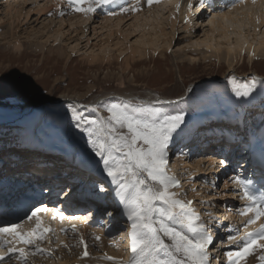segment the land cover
Returning a JSON list of instances; mask_svg holds the SVG:
<instances>
[{
	"label": "bare ground",
	"instance_id": "obj_1",
	"mask_svg": "<svg viewBox=\"0 0 264 264\" xmlns=\"http://www.w3.org/2000/svg\"><path fill=\"white\" fill-rule=\"evenodd\" d=\"M0 1H5L7 4L5 11L7 20L0 26V44L7 45L19 53L26 47L38 54H54V56L57 57L56 59L60 58L62 61L66 60L68 62L72 60L73 57L66 50V45L68 47L74 46L72 47L74 51L80 46L82 39H86L87 50L84 53L85 56H83V60H85L83 64L90 69H94V71L101 70L102 72H107L105 78L109 80L117 79L122 85L128 82V77H125L127 72L134 73L133 80H137L140 75L149 74L147 70L149 66L145 64L146 59H149L150 62H156L154 56L158 55L157 57H159L161 61L167 62V53L172 47L176 32L181 28L191 31V29L194 28H192L193 17L201 13L197 21L200 22L203 20L205 17L202 13L205 8H207V11H210L212 17L209 15L210 17L208 16V18L203 21V23L208 21V24L205 23V28L207 30L204 31L203 36L195 40V42H190L188 44L189 46L192 45L194 49L193 52L200 51L202 48L204 56L209 55L208 57L211 56L220 61L225 59L230 68L234 67L235 63L239 60H243L246 55L249 57L250 62L254 61L257 57L264 58V0H256L255 4L252 3V0H246L243 4L239 3L238 0H231L233 1L232 3L230 0H204L203 3H201V0H161L160 3L153 4L151 7L148 6L147 0H142L143 6L141 11L136 13L129 12L115 17L107 14L109 10L119 11V6L115 4L109 5L104 9L98 8L95 13L85 14L73 11L67 0ZM161 3L169 4L167 14H162L161 16L158 14L159 17H154V14L158 11L154 12V9H158ZM32 4L35 8L26 7V5ZM189 4L192 5L191 8L188 7ZM177 5H179L178 8ZM233 5H235V7H233ZM81 6L86 8L87 4ZM257 8L259 11L256 10ZM61 13H63V15H61ZM142 21L145 23H142ZM185 21L188 22L186 23ZM34 24L40 27L36 28V25V27H31ZM92 26L94 32L93 40L90 39V33L88 34ZM128 26L129 29L124 31V27L126 28ZM67 28L70 29L66 30ZM245 29L249 30L246 34L244 33ZM45 38H47V41L51 40L53 45H48V47L46 45L47 41H44ZM23 39L25 42L22 41ZM92 41H96V43L93 44ZM186 56H190V53L186 54ZM189 58L192 60L194 56L191 55ZM160 60L158 59L157 62ZM115 66L119 67V69H116L120 71H117L119 72L117 74L116 70H114ZM136 73L137 77H135ZM157 74L160 73L158 72ZM92 92L93 91L90 89L83 95L66 93L65 95L57 97L55 102L59 106L57 105L58 107L56 106L57 108L55 109L63 111L60 114L58 113L59 116L50 114V107L52 106L49 105L55 103L50 97L39 100L35 104L28 105L24 108V113L22 110L21 112L23 114H21L18 120H11L10 122L0 124V127H5L6 124H10L7 129H13L12 131H14V133L17 132V139H15V141L18 140L22 142L27 139V142L30 143L28 146L29 148L40 146L44 148L45 151H48V149L56 150V148L62 151L64 150L62 147L64 145L60 143L57 135L60 125L58 121L62 120L61 122L64 123V126L68 129L70 128L69 117L72 114H65L66 108L70 103L73 106L72 110L75 109L78 111L85 119L105 118V112L99 109L97 103H88L86 98ZM191 93L192 91L188 89L184 95L177 98H151L149 96L146 99H142L133 95L126 98L118 95L113 98H123L132 103H146V101L151 103L155 102V104L162 107V112L171 115L187 114V116L184 117V122L180 129L174 134L171 144H177L175 148H177L178 151L174 156L172 154L175 150L171 153L169 152L170 150L168 151V156L172 155L173 159L171 158L168 160L167 170L170 174H174L181 183L182 187L180 189L173 190L178 192L179 198L194 201V207L200 214L201 220L208 223L211 219L213 222L209 225L212 229L211 234L214 241L213 247L210 246V255L213 257L210 263L214 261L213 264H229L228 257L224 255V253L230 250H236L237 244L229 243L227 238L229 235H236L238 231L240 235H243V225L247 219V217L239 215V210L243 209L246 202L237 195V190H239V188L233 183L234 179H241L233 176L236 173L235 167H239L236 165H240L241 167H247L248 165L247 162H240L235 159L230 161L223 155V152L225 153L228 150V146L224 148V146L221 147L217 145V151L211 148L213 147L211 144L216 145V142L219 144L220 142L230 144L235 142V138L233 135L221 137L216 134V131L211 130L212 128L200 129L208 125L211 118L217 121V123L222 121H220L221 117H219L217 113L212 117L197 114L196 105L188 102V97ZM262 108L264 109V107ZM259 114L255 124L252 126L250 119H247L250 115L253 116L252 108H247L243 104H238L230 113L232 117H228L231 119V122H233L230 123L231 126L236 125L238 129L246 131L247 136H249V148H254L253 155L255 154L256 160H260L262 156L260 153L255 152H261L260 149L264 151V114ZM58 117H60V119ZM223 121L226 124L225 120ZM15 122H19L23 125L24 129H22L24 130V134H26L25 136L15 127L18 125ZM8 135L9 134H7V136ZM216 135L219 137L217 136L218 138H215ZM197 136L199 138H197ZM191 139H196V141H198V145L195 146L197 149L196 152L193 153L191 149L188 152H179L181 149L178 148L179 144L183 142L185 146L186 143H189V141L191 142ZM244 141V137L243 140H236L237 144H234L235 147L231 149L233 150L232 153L235 154L238 159L240 158L237 153L239 154V149L244 146ZM204 146L208 149L201 152L200 150L204 148ZM185 150H188L187 147ZM36 153H31L32 157L29 159L30 163L34 164V166L38 165L41 167L43 165H49V163L46 162H49L48 160L52 159L51 157H45L47 161L45 159L40 161V157H37ZM66 153L69 157L72 155L70 151ZM199 153L202 154L197 155ZM75 157L79 168L89 167L90 170H92L91 173L96 171L101 176L105 175L104 180L106 181L108 179L105 183H107L106 186H108L109 183L110 191L108 189L100 191L98 187L92 188L91 185H100L105 188L103 184L92 178L90 183L86 185L82 182L85 190H81L80 185H78V189L73 193L71 186L68 185L69 183L59 186L58 184H60V182H57V177L52 174L41 173V176H39L40 178L37 179H45L48 181L49 189L54 187L52 184H55L60 188L61 195H66L68 191L64 186H68L72 195L71 202L74 210H70L66 207L67 203L65 201V196L63 199V204L65 206L59 208L55 204V207H50L49 209H63L65 217L67 216L66 214H69L71 216L80 217L81 219H65L60 221L59 218H57L52 220L50 213H41L45 221L57 230V235H61L60 238H63V243L70 245V248L57 247L55 246L56 242L54 243V240L51 245L46 246V241H44L42 247H51L54 250L53 255L51 257L40 255L29 257V264H112V261L104 258L106 256H111L117 262L123 261L124 264H127L131 255L130 241L127 235L129 231V221L124 212L123 205L119 201L117 194L118 189L111 183L106 173L103 172L102 165L98 164L99 158L95 157L94 153L92 155L75 153ZM0 175L6 178L23 179L25 184L26 181L35 179L25 177L24 174H17V172L7 169H1ZM72 179L73 177L70 178V180ZM76 181L78 180L76 179ZM44 182L45 181H38L37 184H42ZM192 189L196 191L194 192ZM87 195L93 198L106 196L108 199L106 200L103 198V204L113 206L111 218L105 220V223L108 225L107 228L98 225H87L88 223L83 225L84 217H86L85 214L80 213L76 215V213H74L75 210L80 208L78 203L83 201V197L86 198ZM239 198L240 200H238ZM237 219L241 222H238ZM21 222H23L24 230H30L34 227V220L27 221V219H25ZM236 222H238V224ZM261 223H264V218L258 221L256 225L249 226L247 231H255ZM73 224H75L79 230L77 233L71 231ZM241 227H243V231L241 230L240 232ZM61 229H67V235L61 232ZM80 236L84 237L90 254L89 257L85 259L79 258L83 252V246L79 245ZM95 236H100L101 239L97 241L94 238ZM60 241H62V239ZM166 242L169 241L166 240ZM215 242L218 243L219 246H215ZM1 254L3 253H0V255ZM259 254L260 253H257L254 256L248 257L244 264H260L257 258ZM9 260L11 264H19L15 257ZM6 264H9V261Z\"/></svg>",
	"mask_w": 264,
	"mask_h": 264
},
{
	"label": "snow or ice",
	"instance_id": "obj_2",
	"mask_svg": "<svg viewBox=\"0 0 264 264\" xmlns=\"http://www.w3.org/2000/svg\"><path fill=\"white\" fill-rule=\"evenodd\" d=\"M67 2L73 11L85 14L118 5L119 11L109 10L107 13L112 17L139 12L143 6L142 0ZM160 2L147 0L149 7ZM238 2L243 4L246 0ZM252 3L255 4L256 0H252ZM84 4H87L86 8L81 6ZM256 83L253 77L250 84L234 86L233 91L237 97H247L255 90ZM105 110L109 114L107 118L85 119L73 109L72 119L87 135L88 146L99 158L98 164L102 165L103 172L118 189L119 201L129 221L127 235L131 255L127 264H210L213 259L210 246L214 241L209 225L213 222L211 219L208 223L201 220L194 201L179 198L178 192L173 190L180 189L181 183L167 170L169 145L183 124L184 116L171 115L149 105H133L131 102L111 103ZM233 183L240 189L237 195L246 202L239 215L247 219L243 235L238 231L227 238L229 243L237 244V249L224 255L228 257L229 264H244L248 257L260 253L257 258L260 264H264V223L255 231H247L249 226L256 225L264 218V192L257 195L249 183L239 179ZM99 190L105 189L101 187ZM41 213H50L52 220L81 219L77 216L65 217L63 212L47 206L34 207L26 217L27 221L34 220V227L30 230H24L22 222L0 226V253H3L0 264L6 257H15L19 264H29V257L53 255L54 250L44 248L42 244L47 241L51 245V237L57 236V230L45 221ZM84 222H87V217H84ZM60 231L67 235V229ZM71 231L77 233L79 230L73 224ZM94 238L97 241L101 239L100 236ZM79 245L83 246L79 258L89 257L83 236L79 237ZM57 247L70 248V245L58 242ZM104 258L112 261V264H124L111 256Z\"/></svg>",
	"mask_w": 264,
	"mask_h": 264
},
{
	"label": "rangeland",
	"instance_id": "obj_3",
	"mask_svg": "<svg viewBox=\"0 0 264 264\" xmlns=\"http://www.w3.org/2000/svg\"><path fill=\"white\" fill-rule=\"evenodd\" d=\"M26 7L35 8L33 4L26 5ZM6 8L7 4L5 1H0V26L7 20L5 17ZM168 10L169 4L161 3L158 9H154V12L157 11L154 14V17L158 16V14L159 16L162 14H167ZM256 10H258V8ZM202 14H204L205 17L203 20H201L202 22L197 21L201 13L197 14L196 16L194 14L195 17H193L192 26V28H194L191 29V31L181 28L176 32L172 47L167 53V62L161 61L160 58L157 57L158 55L154 56L156 62H150L149 59H146L145 64L149 66L147 67L149 74L140 75L137 80H133L134 73L127 72L125 77H128V82L123 85L117 79L109 80L105 78L107 72H102L101 70L94 71V69H90L83 64L85 63L83 56H85L84 53L87 50L86 39H82L80 46H78L74 51L72 50V47L74 46L68 47L66 45V50L73 57V59L69 60L68 62L66 60H64V62L60 58L56 59L57 57H55L54 54H38L26 47L21 53H19L7 45L0 44V124L10 122L11 120H18V118L21 116L20 112L23 110L24 113V108H26L28 105L35 104L37 101L47 97H50V99L55 102L57 97L60 95H65L66 93L83 95L91 89L93 92L86 98L88 103H97L99 105V109L105 112V118H107L109 115L105 110L107 105L111 103L129 102L123 98H113L117 97L118 95L124 98L133 95L142 99H146L149 96L151 98H177L184 95L189 89L192 91V93L188 97V102L190 104L196 105L197 114L212 117L215 113H217L219 117H221L220 121L222 122L217 123V121L211 118L208 125L201 127L200 129L212 128L211 130L216 131V134L221 137L233 135L235 142H232L233 144H229L232 148L237 144L236 140L239 141V139H241L240 137L242 136L243 132L246 134L245 136L243 135V137L246 140H249V136H247L245 130L242 131L238 129L236 125H230V123L233 122H231V119L228 117H232L230 113L238 104H243L247 108H252L253 116L250 115L247 117V119H250L252 126L255 124L256 119L260 115L259 113L264 114V109L262 108L264 107V58L257 57L254 59V61L250 62L249 57L246 55L243 60H239L237 63H235L234 67L230 68L225 59L220 61L211 56L208 57L209 55L204 56L202 48L200 51L193 52L194 49L192 45L189 46L188 44L190 42H195V40L202 37L204 31L207 30L205 25L208 24V21L206 20V24L203 23V21L208 18L210 11H207V8H205ZM142 23L145 22L142 21ZM35 25L37 26V24H34L31 27H36ZM39 27L40 26H37L36 28ZM68 29L70 28H67L66 30ZM128 29L129 26L126 28L124 27V31H127ZM248 32L249 30L245 29L244 33L246 34ZM89 33L90 39L93 40V26L90 27L88 34ZM45 39L44 41H47V38ZM22 41L25 42L24 39ZM92 43L95 44L96 41H92ZM46 45L48 46L53 44L51 43V40H48ZM189 53L190 56H194V59L191 60L189 58L190 56H186V54ZM158 59L160 60L159 62H157ZM116 69H119V67L115 66L114 70ZM117 71L119 70H116V74L120 72ZM158 72L160 74H157ZM135 77H137V73L135 74ZM253 77H255L257 81L255 90L247 97H237L233 91L234 86L250 84ZM208 79H212L213 81L211 80L209 82L207 81L197 84ZM233 81H235V85L233 84ZM192 86H195L194 89ZM153 103L146 101V103L138 102L132 104L149 105L163 111L162 107H160L158 104H155V102ZM57 105L58 104H56V102L53 105H49L52 106L50 107V114L59 116V114L63 112L55 109L59 106ZM70 105H68L66 108L65 114H72L73 106L71 103ZM183 116L186 117L187 114H184ZM70 117H72V115ZM70 117L69 124L71 126L69 129L64 126V123L61 122L62 120L58 121L60 125L57 135L59 137L60 143L64 145H61L64 149L62 151L57 150V148L56 150L48 149V151H45L44 148L40 146L29 148L28 146L30 143L27 142V139L22 142H19L18 140L15 141V139H17V132L14 133V131H12L13 129H7L9 128L10 124H6V128L4 126L0 127V171L1 169L12 170L13 172H17V174H24L25 177H31L35 179L40 178L39 176H41V173L52 174L57 177V182H60V184H58L59 186H61V183H69L68 185L71 186L73 193L76 192L79 185L77 183H73V179H77L78 182H81V184L84 182L86 185L90 183L92 178H94L101 184L107 185L105 182H107L108 179L106 181L104 180L105 175L101 176L96 171L91 173L92 170H90L89 167H84L87 169L86 171L85 169H81V171L76 169L79 168V166L76 161L75 153H83L87 155H92L93 153H91L92 151L88 146L87 135L80 131L79 127H77V122ZM58 118L60 119V117ZM223 120H225L226 124ZM15 123L18 124L15 127L19 129L23 136H25L26 134H24L23 125L19 122ZM7 134L9 135L7 136ZM218 135H216L215 138H218ZM197 138L199 137L197 136ZM197 142L198 141H196V139H191V142L189 141V143H186L185 146L183 145V142H181L182 144H179L178 147L181 148L179 152H188L190 149L193 153L196 152L197 149L195 146L198 145ZM171 143L169 145V152L171 153L173 150H175L172 154L174 156V154H176L178 151L177 148H175L177 144L174 145ZM222 144L224 143L220 142L219 144L216 142V145L211 144L213 147H210L212 149H216L215 151L218 150L217 145H220L221 147L224 146V148L227 147L226 145ZM186 147L188 150H185ZM207 149L208 148L204 146V148H202L200 151L204 152ZM67 151L72 152L70 157L67 155ZM31 153H36V156L40 157V161H43L44 159L46 160L45 157H51L52 159L48 160L49 162H46L49 163V165H43L42 167L38 165L34 166V164L29 162V159L32 157ZM200 154L202 153L197 155ZM172 155L168 156V160L172 158ZM237 155L239 156L238 153ZM0 176L4 177L3 175ZM71 177H73L72 180H70ZM238 200H240V198ZM101 203L103 206V201ZM238 222L236 223L238 224ZM241 230L243 231V227L240 228V232ZM60 237L61 235L51 237L52 240H54V243L56 242L55 246H57L58 242H63V238ZM61 239L62 241H60ZM45 244L46 246L49 245L47 241ZM215 246H219V244L216 243ZM13 258L14 257L11 259ZM213 262L214 261H212L210 264H213Z\"/></svg>",
	"mask_w": 264,
	"mask_h": 264
},
{
	"label": "water",
	"instance_id": "obj_4",
	"mask_svg": "<svg viewBox=\"0 0 264 264\" xmlns=\"http://www.w3.org/2000/svg\"><path fill=\"white\" fill-rule=\"evenodd\" d=\"M212 79H208V80H203V81H201V82H199V83H197V84H200V83H202V82H209V81H211ZM213 81V80H212ZM193 87V86H192ZM20 114H22L21 112H20Z\"/></svg>",
	"mask_w": 264,
	"mask_h": 264
}]
</instances>
